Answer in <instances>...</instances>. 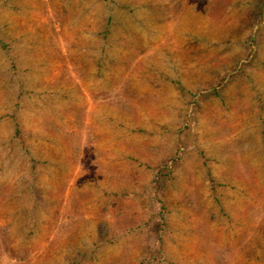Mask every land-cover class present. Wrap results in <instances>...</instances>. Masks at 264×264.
I'll return each mask as SVG.
<instances>
[{"label":"rangeland","instance_id":"rangeland-1","mask_svg":"<svg viewBox=\"0 0 264 264\" xmlns=\"http://www.w3.org/2000/svg\"><path fill=\"white\" fill-rule=\"evenodd\" d=\"M0 264H264V0H0Z\"/></svg>","mask_w":264,"mask_h":264}]
</instances>
